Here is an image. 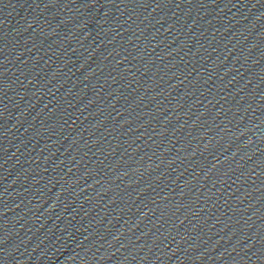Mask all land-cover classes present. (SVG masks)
I'll use <instances>...</instances> for the list:
<instances>
[{"label":"water","instance_id":"obj_1","mask_svg":"<svg viewBox=\"0 0 264 264\" xmlns=\"http://www.w3.org/2000/svg\"><path fill=\"white\" fill-rule=\"evenodd\" d=\"M0 264H264V0H0Z\"/></svg>","mask_w":264,"mask_h":264}]
</instances>
